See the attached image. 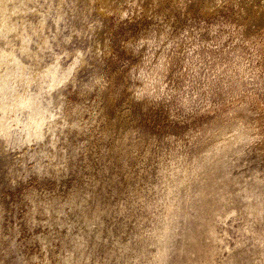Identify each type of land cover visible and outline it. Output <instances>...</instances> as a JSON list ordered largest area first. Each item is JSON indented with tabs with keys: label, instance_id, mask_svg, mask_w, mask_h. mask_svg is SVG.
Segmentation results:
<instances>
[{
	"label": "rangeland",
	"instance_id": "rangeland-1",
	"mask_svg": "<svg viewBox=\"0 0 264 264\" xmlns=\"http://www.w3.org/2000/svg\"><path fill=\"white\" fill-rule=\"evenodd\" d=\"M213 173L264 176V0H0V264H264Z\"/></svg>",
	"mask_w": 264,
	"mask_h": 264
},
{
	"label": "bare ground",
	"instance_id": "bare-ground-1",
	"mask_svg": "<svg viewBox=\"0 0 264 264\" xmlns=\"http://www.w3.org/2000/svg\"><path fill=\"white\" fill-rule=\"evenodd\" d=\"M251 115L252 114L250 113H246L245 114L246 117L244 120L238 119L237 121H235V123H233L230 126L225 127L222 130V132L219 135L223 136L224 139L228 137V139H226L225 141L223 140V142L218 143L216 147L214 146L208 149V152L210 153V158L214 159L215 163L219 162L220 159L224 157L227 153L233 151L235 144H237L238 142L246 140L247 143L250 144V143H253L254 141H257L258 134H257L256 127H255L254 118ZM206 158H208V155ZM208 176H211V177L207 179L206 185H204L197 192L198 197L203 198L205 201L197 208V212H198V218H199L198 225L205 227L203 231H204V234L206 233L207 235V236L205 235L206 237H208L209 235V236H212L213 238L214 236V230H213V227L211 226L212 223L210 224L211 219H213L212 213L214 210L212 211V203L210 199L214 200V198H217V199H221V201L223 200L225 202L232 203L234 201V198L237 195H242L245 198V203L242 205L241 208L240 207L238 208L239 209L238 212L232 211L231 213L232 214L236 213L234 215H237L240 219H244L247 222L251 216H255V218H253L255 220L256 218L261 219L264 217V176H258V177L255 176V181L254 182L252 181L253 183L249 182L250 184L247 183L244 186H241V183H239V181H234V180L229 181V180L216 177L217 175L214 173L213 175L208 174ZM238 186H241V187L239 188ZM216 211H218V209ZM218 213L219 212H217V214ZM209 214L211 216H209ZM214 214H215L214 216L217 215L216 213ZM260 219L259 220L257 219V221H260ZM263 221H264V218H263ZM166 229L167 227L164 230ZM203 231L201 232L203 233ZM197 236L198 234L193 235L191 239H196ZM203 246H207L206 243L205 245L203 244ZM207 247H205L204 250H206Z\"/></svg>",
	"mask_w": 264,
	"mask_h": 264
}]
</instances>
